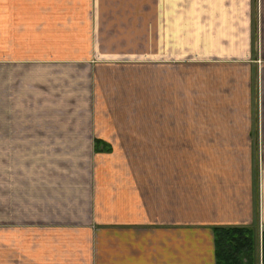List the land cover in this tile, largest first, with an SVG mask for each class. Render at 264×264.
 I'll list each match as a JSON object with an SVG mask.
<instances>
[{"label": "crops", "instance_id": "1", "mask_svg": "<svg viewBox=\"0 0 264 264\" xmlns=\"http://www.w3.org/2000/svg\"><path fill=\"white\" fill-rule=\"evenodd\" d=\"M205 1L186 24L230 56L183 66L180 0H0V264H217L219 228L264 253V42L253 0Z\"/></svg>", "mask_w": 264, "mask_h": 264}, {"label": "rangeland", "instance_id": "2", "mask_svg": "<svg viewBox=\"0 0 264 264\" xmlns=\"http://www.w3.org/2000/svg\"><path fill=\"white\" fill-rule=\"evenodd\" d=\"M204 1L205 0H197V4L203 3ZM195 4H196V0H180L181 23L179 27H175V35H177L176 40L174 42L175 51L168 53V55L166 56L167 59L169 60L179 59L180 62L184 64L183 66L193 65L197 63H205L208 61L218 60L230 56V51L226 52V50L229 49V47L226 46V42L221 43L220 40L221 38L224 37H220V35L213 36V33L211 31L207 34L202 33L204 27L201 29V26L200 27L198 26V29H196V31H198V34L191 33V29L190 27H188L186 22H188L187 16L190 14L192 10H194ZM250 14L252 17L253 27H257L259 33V39H258L259 47H257V50H259L260 52L261 49L260 46L264 42V0H253V11ZM202 22L203 20L199 23ZM165 31H168V29L167 30L165 29ZM187 69L188 68H185L184 71H187ZM28 74H29L28 72H25V75ZM70 113H72V111L69 112L66 108V110H64V113L62 115H57L54 117L50 116L49 118H53V119L56 118V121H58L59 117L71 118ZM39 118H37L36 121H39ZM21 121H29V120L24 118L22 114ZM257 240H258L257 241L258 245L254 258V264H260L262 263V261L264 263L263 260L264 253L262 248L263 241L262 239L261 241L259 239Z\"/></svg>", "mask_w": 264, "mask_h": 264}, {"label": "trees", "instance_id": "3", "mask_svg": "<svg viewBox=\"0 0 264 264\" xmlns=\"http://www.w3.org/2000/svg\"><path fill=\"white\" fill-rule=\"evenodd\" d=\"M217 264H254L258 235L255 228L215 230Z\"/></svg>", "mask_w": 264, "mask_h": 264}]
</instances>
